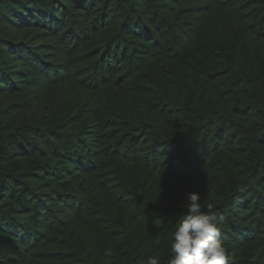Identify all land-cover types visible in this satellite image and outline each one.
<instances>
[{
    "label": "rangeland",
    "instance_id": "1",
    "mask_svg": "<svg viewBox=\"0 0 264 264\" xmlns=\"http://www.w3.org/2000/svg\"><path fill=\"white\" fill-rule=\"evenodd\" d=\"M77 1L37 0L47 27L0 17V134L21 163L0 200V227L12 237L0 264H53L55 227L82 230L80 214L131 244L116 204L133 224L152 214L136 159L153 180L159 170L190 174L223 217L222 243L236 246L230 264H264V70L253 56L264 59V0ZM199 29L239 34L248 66L216 58L198 72L176 62ZM108 31L128 49L111 75L93 55ZM232 181L233 193L217 192Z\"/></svg>",
    "mask_w": 264,
    "mask_h": 264
},
{
    "label": "trees",
    "instance_id": "2",
    "mask_svg": "<svg viewBox=\"0 0 264 264\" xmlns=\"http://www.w3.org/2000/svg\"><path fill=\"white\" fill-rule=\"evenodd\" d=\"M36 1L14 0L9 2V0H0V17L4 19L5 23L18 28H24L33 19L38 27L41 25L47 27V23H39L41 20L36 13L39 11L36 7L41 6L37 5ZM86 1L88 2V0ZM77 2L78 5H86L84 1L78 0ZM45 5L50 9V3ZM43 6L41 10H43ZM78 16H82V14H78ZM100 35L101 38L97 42L98 46L93 55L98 57L101 66L105 64L102 73L111 75L110 69L113 67V63H117L120 57H125L122 56V51L125 52L128 49L122 43L123 36L112 35V37L109 31ZM7 46L9 47V44ZM9 53L7 58H13L9 56ZM253 56L257 71L262 72L264 59L260 57L257 50L253 51ZM172 58L198 72L206 71L210 60L216 58L231 68L237 65L238 61H241L244 67L249 64L248 52L245 51V46L241 44L239 34L222 32L215 35L207 29L197 30L182 45L180 50L174 51ZM0 86L3 85L0 84ZM162 132L165 133V129ZM12 142L10 137L0 134V200L3 197L6 182H9L13 177V171L19 168L21 164L10 151ZM32 166H29V169ZM133 168L141 177L150 181L152 193L149 205L152 214L145 225L133 224L124 205L116 204L117 214L115 216L121 220L126 219L132 226V243L125 244L118 238L109 236L88 215L80 214L82 230L76 231L69 226L55 227L53 232L56 240L55 252L61 257L53 260V264H145L146 257L152 254H159L162 261L168 258L167 245L175 229V224L181 218L183 206L187 203L188 193L195 190L194 180L188 173L170 178L163 170H159L157 180H153L155 170L147 167L141 159L134 160ZM216 188L220 195H224L228 190L233 193L237 186L235 181H232L229 187L225 184H216ZM152 234L156 236L155 242L151 241L150 235ZM11 240L10 233L1 226L0 252L1 248H6ZM257 245V241L250 242L251 251H248V256L256 249ZM226 248L233 255L236 246L228 244Z\"/></svg>",
    "mask_w": 264,
    "mask_h": 264
},
{
    "label": "clouds",
    "instance_id": "3",
    "mask_svg": "<svg viewBox=\"0 0 264 264\" xmlns=\"http://www.w3.org/2000/svg\"><path fill=\"white\" fill-rule=\"evenodd\" d=\"M222 219L213 203L189 192L167 245L168 258L162 261L159 254L148 255L145 264H230L232 254L220 239Z\"/></svg>",
    "mask_w": 264,
    "mask_h": 264
}]
</instances>
